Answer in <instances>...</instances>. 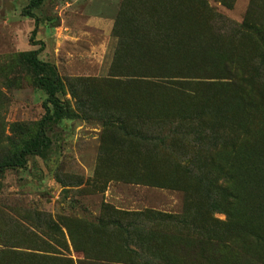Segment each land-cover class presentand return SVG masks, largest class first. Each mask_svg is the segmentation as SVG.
Listing matches in <instances>:
<instances>
[{"label": "rangeland", "instance_id": "1", "mask_svg": "<svg viewBox=\"0 0 264 264\" xmlns=\"http://www.w3.org/2000/svg\"><path fill=\"white\" fill-rule=\"evenodd\" d=\"M29 1L0 0V161L45 115L47 97L19 61L40 48L30 44L35 21L23 16ZM150 2L45 0L35 11L39 59L57 67L76 117L50 129L43 157L5 174L0 264H264V179L249 158L264 140V87L240 91L254 102L245 111L232 106L236 93L201 87L187 100L111 79L122 38L147 23L139 12ZM207 3L226 19L205 20L209 38L246 23L240 58L261 55L264 0ZM172 100L183 108L168 115L160 106ZM149 135L163 142L142 140ZM199 135L217 136V146Z\"/></svg>", "mask_w": 264, "mask_h": 264}, {"label": "trees", "instance_id": "2", "mask_svg": "<svg viewBox=\"0 0 264 264\" xmlns=\"http://www.w3.org/2000/svg\"><path fill=\"white\" fill-rule=\"evenodd\" d=\"M44 2L45 0H30L23 11L24 17L35 21L30 44L32 47L40 48L21 53L19 61L32 74L36 88L47 97L43 104L45 115L37 124L34 133L0 161V192L8 171L25 169L29 158L43 157L50 149L52 145L48 136L50 129L76 117L69 103L60 98L63 82L57 67L39 59L45 45L36 42L38 19L35 11L39 10ZM143 9L139 13L145 17L147 23L138 27L133 26L131 32L129 31L131 39L122 38L111 67L109 75L111 79H132L162 91L178 94L180 98L185 97L187 100H190L197 88L201 87L222 93H236L232 99V106L240 105L245 111L246 106L254 103L249 91L245 93L240 91L249 89L250 83L264 87V35L260 40L261 55L244 63L239 55L240 44L252 27L244 23L241 27H236L230 38L215 32L209 38L205 32V20L212 19L224 23L226 19L214 13V10L208 7L207 0H151ZM124 53L128 56H123ZM211 60L213 65L209 64ZM160 108L169 115L176 108H183V105L172 100ZM131 118L142 119L138 113L135 118L133 116ZM171 124L176 125V122ZM199 136L200 144L217 146V136L212 135L208 139ZM142 140L163 142V139L150 135L143 137ZM254 147L249 158L253 167L261 165L253 169L255 178L262 180L264 140H258ZM229 178L227 176L228 180ZM219 189L228 200L234 197L230 189L224 186H220ZM135 229L136 225H133L132 231Z\"/></svg>", "mask_w": 264, "mask_h": 264}]
</instances>
